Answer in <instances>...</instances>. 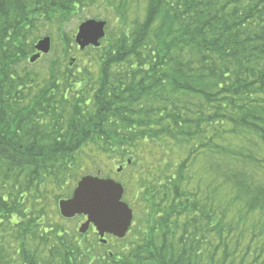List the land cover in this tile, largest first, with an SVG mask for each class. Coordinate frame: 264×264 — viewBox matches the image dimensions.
Instances as JSON below:
<instances>
[{
	"label": "trees",
	"instance_id": "1",
	"mask_svg": "<svg viewBox=\"0 0 264 264\" xmlns=\"http://www.w3.org/2000/svg\"><path fill=\"white\" fill-rule=\"evenodd\" d=\"M95 1L0 0V264H264V0H99L97 77L31 74L41 22ZM89 146L125 163L119 253L47 219Z\"/></svg>",
	"mask_w": 264,
	"mask_h": 264
},
{
	"label": "rangeland",
	"instance_id": "2",
	"mask_svg": "<svg viewBox=\"0 0 264 264\" xmlns=\"http://www.w3.org/2000/svg\"><path fill=\"white\" fill-rule=\"evenodd\" d=\"M99 2V0H96L91 4L87 2L83 6L82 10H80L81 12L79 14L71 15L70 18L66 19L63 23H53L50 25L49 23L41 22L42 24L40 25L41 28L39 31L40 36L38 39L48 36L50 38V50L47 54L42 55L34 63H30L27 59V69L31 71V74H34L37 77H45L49 75V70L53 68V64L56 66L61 65V67H66L69 65L70 58H74L75 61H71L69 65L70 68L76 69L85 65L91 76L93 78L97 77L98 68L96 57L100 52L91 51L88 47L84 48L82 51H79L77 45L74 42V36L77 31V26L86 19H92L91 16H97L98 19L96 18L95 20H105L107 22L105 27V37H107L108 31H117L118 27L114 22L113 11L105 4ZM135 11L136 8L130 7L129 17L127 20L130 24L135 17ZM104 17H107V19H104ZM65 39L67 42L64 41ZM102 40L100 41V45L101 43L102 45L106 43L105 39V41ZM25 62L26 61H24V63ZM56 66L54 67L57 68ZM76 160V168L65 170L66 173L60 175L58 178L59 180L63 181V183L65 182L63 189H54L53 192L50 191L52 190V187L60 186L57 181L50 184L48 187L46 186L44 189H41L43 198L46 196L50 197L51 210L48 212H51V217H47L49 220L63 221L61 220L60 214L58 212V201H56V203L54 202L53 195L60 196V199L70 197L76 182L84 175H95L99 171L100 177L111 178L123 185L124 182H126L125 173L122 171L117 173L115 171L116 168L119 166H124L125 163L122 161L116 162V158L114 156H106L101 152L97 153L93 146L83 148L82 151L76 156ZM37 196H39V194H37ZM83 220V217L75 216L71 220L63 222V224H65L63 227L68 230L73 228L77 231V228L83 222ZM51 224H53V222ZM44 226L48 228L49 225H47L45 222ZM94 231L95 230L93 228H90L85 234H83L84 237L80 239L87 240V242L91 245L100 244V239L94 233ZM105 239L111 241L110 245H112L110 247L106 246L105 248L98 247L96 248V251L103 253L105 250H111L114 253H119L122 249V246L125 245V243L122 244L121 242L112 241L110 236L105 237Z\"/></svg>",
	"mask_w": 264,
	"mask_h": 264
},
{
	"label": "water",
	"instance_id": "3",
	"mask_svg": "<svg viewBox=\"0 0 264 264\" xmlns=\"http://www.w3.org/2000/svg\"><path fill=\"white\" fill-rule=\"evenodd\" d=\"M105 26L104 20L87 19L81 22L75 34L76 44L81 50L89 45L98 47L100 39L105 36ZM34 49L36 52L29 57L30 63L49 52L50 38H40L34 44ZM122 195L123 186L113 179L85 175L78 180L69 198L59 200V213L64 218L86 216L78 228L79 233H85L92 224L103 243L105 234L123 238L131 225L133 213L122 200Z\"/></svg>",
	"mask_w": 264,
	"mask_h": 264
}]
</instances>
